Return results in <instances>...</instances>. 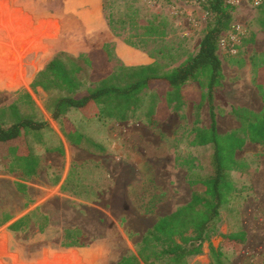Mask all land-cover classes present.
<instances>
[{
	"label": "rangeland",
	"instance_id": "obj_1",
	"mask_svg": "<svg viewBox=\"0 0 264 264\" xmlns=\"http://www.w3.org/2000/svg\"><path fill=\"white\" fill-rule=\"evenodd\" d=\"M105 2L0 0V112L17 105L22 115L49 123L43 142L34 144L42 183L60 182L61 157L72 152L61 135L77 141L82 133L88 141L81 146L95 155L75 152L78 162L70 167L67 189H26L34 179L24 178L19 168H0V178L11 175L20 188L0 189V264H118L138 253L144 232L159 216L183 208L204 190V153L193 143L197 129H209L212 122L203 97L207 90L198 82L182 87V102L157 110L164 118L153 125L144 112L156 89L140 93L139 109L127 120L118 111L108 114L117 109L115 100L99 105L100 117L92 109L87 116L70 110L52 118L53 101L68 95L55 88L52 77L40 82L54 57L108 48L110 71L157 64L168 72L198 51L207 29L198 0H111L115 30ZM230 2L236 17L219 44L227 79L212 103L221 135L241 130L234 111L264 110V5ZM9 123L0 114V125ZM235 157L240 167L230 173V202L220 208L202 255L186 264H264V146L247 140ZM237 232L246 240L239 253L221 244L222 235Z\"/></svg>",
	"mask_w": 264,
	"mask_h": 264
},
{
	"label": "trees",
	"instance_id": "obj_2",
	"mask_svg": "<svg viewBox=\"0 0 264 264\" xmlns=\"http://www.w3.org/2000/svg\"><path fill=\"white\" fill-rule=\"evenodd\" d=\"M198 1L207 15V29L198 51L171 71L162 72L157 64L110 71L106 65L112 54L104 48L77 58L56 56L39 75L40 82L45 76L52 77L55 88L68 93L53 101L51 113L54 120L70 110L87 116L94 109L93 117H100L103 110L98 109L99 105L111 100L116 101L117 109L108 114L118 111L119 118L127 120L129 113L134 114L139 109L136 103L141 101L140 93L156 89L149 96L153 104L144 112L147 123L153 125L164 118V115L157 116V110L183 101L181 89L186 84L198 82L207 90L203 97L207 96L210 103L211 127L197 129L193 143L195 148L203 149L201 165L208 172L202 180V194L193 195L186 206L161 218L145 234L138 253L123 258L118 264H186L189 259L202 255L203 246L210 238L211 226L218 219L220 208L230 202L235 189L230 173L240 167L236 152L244 147L247 140L264 146V110L260 113L234 111L241 121V130L226 135L218 132L212 103L216 89L225 79L218 51L223 37L232 31L235 6L230 0ZM113 10L111 0H106V19L115 30ZM49 86L44 85L46 88ZM160 89L164 91H157ZM0 114L10 120L9 124L0 125V168L8 172L19 168L26 177L37 175L41 159L34 151V144L43 142L49 123L22 115L17 105ZM81 134L78 133L77 141H74L86 143L88 139ZM68 138L73 140L69 135ZM245 242L244 233L237 232L222 235L221 244L239 253ZM212 250L217 254L215 249Z\"/></svg>",
	"mask_w": 264,
	"mask_h": 264
},
{
	"label": "crops",
	"instance_id": "obj_3",
	"mask_svg": "<svg viewBox=\"0 0 264 264\" xmlns=\"http://www.w3.org/2000/svg\"><path fill=\"white\" fill-rule=\"evenodd\" d=\"M237 3H238V1H237ZM236 17V15L234 16V18ZM218 55H219V57H220V52L218 51ZM220 59H221V62H222V66H223V69H224V74H225V79H224V81H223V83L225 82V80L227 79V74H226V69H225V61L220 57ZM239 65L241 66V61L239 62ZM243 109H245V110H249V111H251V112H254V113H260V112H256L255 110H253V109H248V108H243ZM62 136V140H63V143H64V148L66 149V151L69 149L70 151H72L71 153H70V157H67V156H63V157H61V158H63L62 159V166H61V171H62V176H61V179H60V182H58L57 183V185H56V183L55 182H53V181H51V180H48V183H45V184H43L42 182H43V173H44V171H43V169L41 168V166H40V169H39V171H38V174L37 175H35V176H32V177H26L25 175H24V173L22 172V174L25 176H23L24 178H26V179H34V180H32V182H30V183H28L27 182V184H28V186L26 187V189H67L66 187H67V183H68V180H69V178H70V167L73 165V164H77L76 162H78L77 161V155L75 154V152H77V151H80V152H82L83 154H86V155H88L89 157L90 156H95L94 154H93V152H91L90 150H88V149H86V148H84V147H82L81 145L82 144H80V143H77V142H75L74 140H70V139H68V138H66V137H64L63 135H61ZM53 152H60V151H53ZM109 152H111V151H108V153ZM107 153V154H108ZM103 156H108V155H103ZM84 164V163H83ZM80 165H82V164H80ZM12 174H14V173H12ZM17 179H15L14 177H12L11 175H9V176H4V177H1L0 178V189H20L19 187H18V184H17ZM42 183V184H41ZM170 202V200L168 201V203ZM166 204V203H165ZM164 204V205H165ZM163 205V206H164ZM162 207V206H161ZM159 208H160V206H157V208H156V211L158 212L159 211ZM175 211H172V212H167L166 214H164V215H161V216H159L156 220H155V222H154V224L152 225V227L151 228H149L148 230H146L145 232H144V234L145 233H147L150 229H153L154 227H155V225L158 223V221L161 219V218H163V217H166V216H169V215H171V214H173ZM143 234V235H144ZM143 237V236H142Z\"/></svg>",
	"mask_w": 264,
	"mask_h": 264
},
{
	"label": "built area",
	"instance_id": "obj_4",
	"mask_svg": "<svg viewBox=\"0 0 264 264\" xmlns=\"http://www.w3.org/2000/svg\"><path fill=\"white\" fill-rule=\"evenodd\" d=\"M264 0H252L254 7H260L263 4ZM224 43V41H222Z\"/></svg>",
	"mask_w": 264,
	"mask_h": 264
}]
</instances>
